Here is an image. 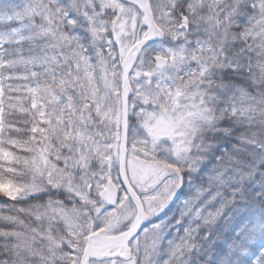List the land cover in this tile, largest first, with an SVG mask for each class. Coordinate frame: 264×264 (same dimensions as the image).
<instances>
[{
  "label": "snow or ice",
  "instance_id": "obj_1",
  "mask_svg": "<svg viewBox=\"0 0 264 264\" xmlns=\"http://www.w3.org/2000/svg\"><path fill=\"white\" fill-rule=\"evenodd\" d=\"M0 264H264V0H0Z\"/></svg>",
  "mask_w": 264,
  "mask_h": 264
}]
</instances>
